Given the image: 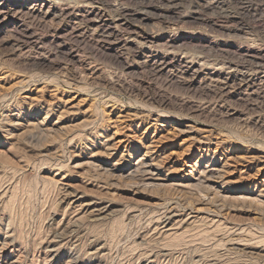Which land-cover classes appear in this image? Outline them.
Wrapping results in <instances>:
<instances>
[{
  "label": "rangeland",
  "instance_id": "obj_1",
  "mask_svg": "<svg viewBox=\"0 0 264 264\" xmlns=\"http://www.w3.org/2000/svg\"><path fill=\"white\" fill-rule=\"evenodd\" d=\"M0 264H264V0H0Z\"/></svg>",
  "mask_w": 264,
  "mask_h": 264
},
{
  "label": "bare ground",
  "instance_id": "obj_2",
  "mask_svg": "<svg viewBox=\"0 0 264 264\" xmlns=\"http://www.w3.org/2000/svg\"><path fill=\"white\" fill-rule=\"evenodd\" d=\"M143 164V163H142ZM145 167V166H144ZM147 167V166H146ZM136 169H137V167H136ZM135 169V170H136ZM135 170H134V172H135ZM138 171V170H137ZM149 170H147V172H148ZM139 172H140V170H139ZM146 172V171H145ZM146 172V173H147ZM137 173V172H136ZM203 173V172H202ZM203 174H205V173H203ZM212 178V177H211ZM175 217H177V214L176 213H174V212H172L171 210L169 211V212H167V213H164V214H162V215H160L159 216V219H158V222H160V224L159 225H157L155 228H154V231H153V233H154V235H156V237H158V238H164V237H169V236H171V235H173V234H176L175 233V226H177V224H178V222L179 221H174V218ZM178 218V217H177ZM188 219H190V218H188ZM186 220V219H185ZM182 221V220H181ZM189 221V220H188ZM180 223V222H179ZM183 223V222H182ZM180 227H181V225H180ZM177 228H178V226H177ZM64 230H66V229H64ZM63 230V231H64ZM62 233V232H61ZM56 234V233H55ZM59 234V233H58ZM61 235V234H60ZM70 235V234H69ZM56 237H59V236H57L56 235ZM62 237H64V236H62ZM155 237V236H154ZM165 239V238H164ZM52 240H53V238H52ZM163 240V239H162ZM161 241V240H160ZM52 242H54V241H50V243H52Z\"/></svg>",
  "mask_w": 264,
  "mask_h": 264
}]
</instances>
